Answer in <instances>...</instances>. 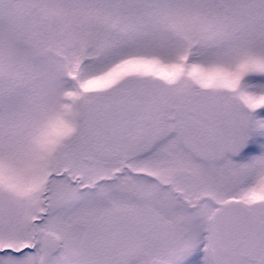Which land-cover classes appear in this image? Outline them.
<instances>
[{
	"label": "snow or ice",
	"instance_id": "1",
	"mask_svg": "<svg viewBox=\"0 0 264 264\" xmlns=\"http://www.w3.org/2000/svg\"><path fill=\"white\" fill-rule=\"evenodd\" d=\"M0 264H264V0H0Z\"/></svg>",
	"mask_w": 264,
	"mask_h": 264
}]
</instances>
